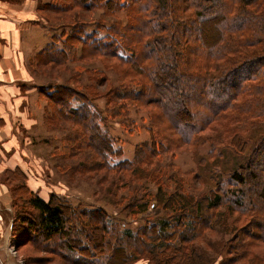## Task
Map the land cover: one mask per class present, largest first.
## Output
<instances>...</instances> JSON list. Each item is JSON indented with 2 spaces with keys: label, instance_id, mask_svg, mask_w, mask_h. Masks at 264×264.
I'll use <instances>...</instances> for the list:
<instances>
[{
  "label": "trees",
  "instance_id": "trees-1",
  "mask_svg": "<svg viewBox=\"0 0 264 264\" xmlns=\"http://www.w3.org/2000/svg\"><path fill=\"white\" fill-rule=\"evenodd\" d=\"M156 4L159 5L153 15L156 21H148L143 9L136 12L135 8L121 4V9L127 8L130 15L126 27L134 32L127 37V41L133 50L130 57L119 53L113 57L130 67L138 79L136 88L124 90L120 95L111 90L110 98L117 94L115 99L120 103L131 102L144 107L157 124L156 136L161 139V148H164L163 142L167 143V149L175 146L176 137L181 141H190V137L212 123L225 128L220 140H217L218 145L230 147V153L234 151L245 155L244 166L228 176L230 183L240 186L236 194L239 200L234 197V202L229 200L230 203L236 208H244V202L250 195V202L255 203L253 198L257 197L258 202L264 204V0H157ZM113 29L110 28L109 32ZM71 53L56 54L52 58L66 64L64 60L67 62ZM102 57L111 58L110 55ZM101 84L102 80H94L92 86ZM62 90H57L60 98L56 97L53 101H61L66 106L67 101L72 99L71 91ZM77 100L81 101V111L84 108L90 114L82 112L79 117L71 109L70 118L74 122L79 121L80 131L89 133L88 126L93 124L91 118L96 113L91 110V100L85 94L83 99ZM150 108L157 112L151 113L148 111ZM77 112L80 113L79 110ZM201 121L199 130L196 124ZM151 136L155 144L157 138ZM92 137H97L95 131L87 140L92 141ZM101 139L103 142L89 145L109 164L112 144L106 143L104 135ZM184 144L196 148L199 143ZM144 146L148 150L145 154L148 161L149 145ZM121 166L119 163L117 168ZM18 172L11 176L7 173L3 178L7 181L17 174L25 181L24 174ZM8 185L13 194L14 207H17L16 194L26 192L27 205L35 212L33 216L13 217L12 236L17 246L29 241L42 251V241H58L55 242L57 248L67 253L53 251L51 255L59 257L65 264H136L140 260H147L149 264H213L215 257L200 253L205 247L201 243H207V247L211 248L209 233L225 235L229 232L227 215L218 214L215 217L209 214L220 206L221 196L216 195L204 207L182 194L180 186L181 190L176 195L179 199L170 195L167 198L168 195L164 194L160 202L166 207L181 206L183 214L192 212L193 221L185 223L180 218L170 217L171 222L130 233L123 229V224L110 222L104 211L89 210V217L93 219L84 212L83 222L85 232L91 234L80 238L78 234L74 236L76 229L70 224L73 216H66L65 209L70 205L63 206L60 199L53 195L46 201L26 184L19 188L10 183ZM142 209L145 211L147 206ZM206 209L208 212H205ZM80 220L83 218L80 217ZM217 225L224 227L218 229ZM260 227L263 234L257 232L252 236L257 242L264 243V224L257 228ZM101 230L103 234L98 233L96 237ZM91 236L97 238L98 245L91 241ZM84 240L94 246H80ZM89 250L92 256L87 254ZM43 251L47 253V250Z\"/></svg>",
  "mask_w": 264,
  "mask_h": 264
},
{
  "label": "rangeland",
  "instance_id": "rangeland-1",
  "mask_svg": "<svg viewBox=\"0 0 264 264\" xmlns=\"http://www.w3.org/2000/svg\"><path fill=\"white\" fill-rule=\"evenodd\" d=\"M156 1L103 0L96 3L93 12L76 7L73 11L65 13L64 20L58 22V24L69 25L65 27L68 29L67 31L63 30L65 33L69 32V37H66L65 44L62 46L72 53L68 56L67 62L63 60L66 64L73 62L70 64L74 69L71 70L73 73L66 71L65 67L56 69L54 74H57L59 81L66 83L70 78L73 85L71 88L62 87L61 90L63 89V92L70 90L72 99H83L84 94H88L90 100L96 98L93 105L96 106L97 111L95 117L91 118L93 124L88 126L90 132L85 133L81 129L79 146L76 148L78 151L74 150L73 155L59 153L63 134L67 132L66 129H61V132L52 131L51 135L48 134V141L44 142V139L40 141V143L46 144L32 148L37 159L44 157L47 160L41 161V165L36 166L37 169H40L43 176L41 177L52 191L46 199L48 201L53 195L60 199L63 206L64 204L70 205L65 210L66 216H73L70 224L76 229L73 231L74 236L78 234L80 238H84L91 234V232H85L83 222L85 221L83 213L88 214L89 210H102L108 214L110 222L118 225L123 224V229L126 232L136 233L141 228L171 222L170 217L172 219L180 218L185 223L194 220L190 214L192 212L186 211L183 214L184 211H180L181 206L178 208L166 207L160 202V198L164 194L168 195L167 198L175 196L179 199V196L176 195L181 190L180 186L183 188L182 194L189 200L192 198L196 202L202 203L204 207L214 200L216 195H219L221 196L220 206L209 211V214L215 217L218 214L227 215L229 232L227 229L228 233L225 235L209 233L211 234L209 236L211 248L207 247V243H201L205 247L200 253L208 257H215L213 264H264V243L257 242L252 236V233L257 232L263 234V228L257 227L264 224V204L262 201L258 202L257 197L253 198L255 203L250 202V195L247 194L244 208L234 207L232 202L234 199L239 200L236 194L240 186L230 183L228 176L244 166L245 155L236 154L234 151L230 153L232 152L230 147L218 145L217 140H220L225 128L212 123L200 133L190 137V141L186 139L181 141L176 137L175 146L167 149V143L163 142L164 148H161V139L156 136L157 124H154L155 122L147 110L139 104L133 105L131 102L116 101L117 94L116 96L111 95V98L109 96L111 90H115L120 95L124 90L136 88L138 79L130 67L121 64L113 57L118 53L124 57H130V52L133 50L132 45L127 41V37L134 31L130 27H126L127 21H130V15L126 9L133 7L136 12L143 9L148 21L155 20L153 15L159 9ZM121 4H125L127 8L121 9ZM77 19L79 22L76 27L70 25L72 22L75 24ZM87 21H90L91 27H94L90 32L87 31ZM113 27L114 29L109 32V29ZM155 32L158 31L155 30ZM71 36L73 37L70 38ZM103 55H110L111 58H104ZM68 61L70 62L68 63ZM62 74L63 76H61ZM48 75L50 78L51 74ZM54 78L53 75L51 79ZM94 80H102L103 84L92 86ZM103 98L106 99V104L103 100L98 101ZM148 111L157 112L154 108H150ZM104 121L105 125H103ZM202 123L203 121L196 124L199 130ZM229 125L227 127H230ZM43 131L44 135L39 138L46 137L47 133L45 130ZM93 131L97 134L96 138L92 137L94 143L103 142L101 139L103 135L106 138V143L107 141L112 142V157L109 158V164L103 160V156L86 144L87 137ZM151 134L157 138L155 144ZM186 142L189 144L198 142L199 144L194 148L185 145ZM146 144L149 145L150 150L148 161L145 156L148 153L144 146ZM222 152H225L224 156H221ZM119 163L122 166L117 168ZM0 182L10 183L17 188L26 184L23 178L17 174L7 181L5 178H1ZM255 189H253L254 194L257 190ZM31 191L39 195L33 189ZM20 195L23 196L20 197ZM16 196L17 207L13 216L17 218L35 215V212L27 205V193L20 192ZM261 197L263 198V195ZM229 200L232 202L230 203ZM146 206L147 209L143 211L142 208ZM205 212L208 210L206 209ZM89 215L87 216L91 219ZM80 217L83 220H80ZM217 226L218 229L224 227ZM12 229L13 227L10 229L11 232ZM98 233H102V230L96 233V237ZM91 237V241L98 245L97 238ZM55 242L58 241L45 243L42 241V251H38L29 241L21 246L19 244L17 246L16 241L13 254L6 259L10 264H65L59 257L51 255L53 251L57 254L67 253L65 250L61 252ZM211 242H214V245ZM90 243L84 240L80 246H94L93 243ZM44 249L47 250V253L43 251ZM87 254L92 256L91 250ZM136 264H149V262L140 260ZM175 264L178 263L175 262Z\"/></svg>",
  "mask_w": 264,
  "mask_h": 264
},
{
  "label": "crops",
  "instance_id": "crops-1",
  "mask_svg": "<svg viewBox=\"0 0 264 264\" xmlns=\"http://www.w3.org/2000/svg\"><path fill=\"white\" fill-rule=\"evenodd\" d=\"M95 5V0H0V179L7 173L19 171L24 174L29 189L38 192L46 201L52 191L36 166L47 160L37 159L32 148L46 144L40 141H48L52 131L66 129L59 153L73 155L80 142V123L70 118L71 109L79 117L82 112L90 114L84 108L81 111L80 100L69 99L66 106L61 101H53L60 96H57L58 89L73 86L70 78L64 83L54 74L57 68L74 70L70 64L73 62L64 64L52 58L71 52L62 46L69 37V32L63 30L67 31L65 27L69 25L58 22L76 7L93 12ZM78 22L79 19L70 25L76 27ZM87 28L88 32L94 29L90 21H87ZM48 74L55 78H48ZM95 100L90 102L94 113L97 111L93 105ZM100 100L106 104V99ZM43 130L46 137L39 138L44 135ZM86 141L90 148L89 144L94 141ZM14 214L11 188L0 182L1 248L6 247L10 238Z\"/></svg>",
  "mask_w": 264,
  "mask_h": 264
},
{
  "label": "built area",
  "instance_id": "built-area-1",
  "mask_svg": "<svg viewBox=\"0 0 264 264\" xmlns=\"http://www.w3.org/2000/svg\"><path fill=\"white\" fill-rule=\"evenodd\" d=\"M15 248H16V242L11 232L10 238H8V241L6 243V247L1 248L0 246V264H10L6 259V257H9L11 254H13Z\"/></svg>",
  "mask_w": 264,
  "mask_h": 264
}]
</instances>
